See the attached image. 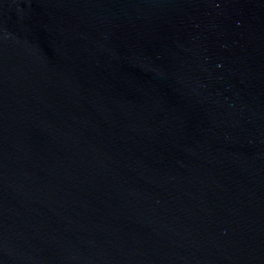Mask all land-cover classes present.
Segmentation results:
<instances>
[{
  "label": "water",
  "instance_id": "obj_1",
  "mask_svg": "<svg viewBox=\"0 0 264 264\" xmlns=\"http://www.w3.org/2000/svg\"><path fill=\"white\" fill-rule=\"evenodd\" d=\"M0 264H264V0H0Z\"/></svg>",
  "mask_w": 264,
  "mask_h": 264
}]
</instances>
